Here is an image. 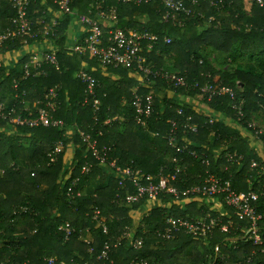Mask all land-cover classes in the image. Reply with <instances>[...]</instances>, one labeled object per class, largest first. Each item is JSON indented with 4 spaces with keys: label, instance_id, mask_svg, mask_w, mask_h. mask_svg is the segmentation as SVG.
Returning <instances> with one entry per match:
<instances>
[{
    "label": "trees",
    "instance_id": "1",
    "mask_svg": "<svg viewBox=\"0 0 264 264\" xmlns=\"http://www.w3.org/2000/svg\"><path fill=\"white\" fill-rule=\"evenodd\" d=\"M97 1L72 0L70 8L94 16ZM187 5L193 13L180 27L161 20L158 1L103 0L104 8H115L114 28L147 30L159 36L153 49L144 52L145 65L151 70L182 75L181 86L152 75L144 84L139 83L132 76V72H138L135 66L102 69L89 53L67 52L65 31L72 17L68 14L58 19L53 34L37 35L36 41H49L56 46L57 66L44 63L43 73L24 77V64L31 56L27 51L15 64L0 66V104L5 105L4 110L13 107L19 112L26 105L29 112H23V116H34L36 100H43L44 94L54 88L56 109L52 115L63 122L62 127L12 125L0 118V264H45L48 256L86 264H128L133 259L147 264H264V218L259 224L261 244H254L241 230L247 226L246 219H240L223 202L222 210L213 209L212 201L205 202L206 195H180L176 199L166 194L159 197L160 204L154 203L148 213L135 218L134 211L144 201L129 206L115 201L116 194L123 196L126 188H133L129 183L125 187L118 184L112 170L98 164L78 133H90L100 149L107 147L108 160L121 167L138 168L155 178L161 172L171 180L179 166L178 180H171L178 189L201 185L212 174L236 192L255 191L258 200L254 207L264 214V132L255 138L260 143L259 153L249 140L253 129L247 128V123L252 122L264 129L257 115L264 116V0L262 5L255 0H196L194 4L187 1ZM54 10L56 6L50 1L30 0L28 16L33 30L42 26L36 23L38 17L45 15L48 21L52 17L49 11ZM221 11L227 14L219 18ZM13 15L10 2L0 0V31L12 28ZM84 35H79L80 40ZM164 36L170 38L169 43L163 41ZM20 41L16 38L0 49L22 52ZM211 51L218 54L210 56ZM216 55L227 58L226 67L216 65ZM241 58L244 62L255 60V69H248L240 60L236 64ZM84 63L86 71L98 81L97 109L91 104L92 98L83 103L85 84L75 76ZM205 85L234 91L244 101L243 117L237 120L227 93L208 99V93L202 90ZM135 90L141 94L150 92L153 97V111L145 125L135 121L131 105ZM185 97L198 100L206 111L185 103ZM179 108L182 114H177ZM187 115L196 124V131L182 126ZM107 118L110 121L104 124ZM172 120L177 125L176 142L185 144L183 153L175 152L167 143ZM58 141L63 143V151L51 162L48 153ZM69 146L73 156L66 163L64 154ZM188 150L195 151L197 158ZM252 160L258 166L250 168ZM86 161L92 166L82 174L80 168ZM75 178L78 181L74 195L69 197L66 190ZM92 181L95 186L90 189ZM77 190L81 192L79 196L75 195ZM216 198L222 199V194ZM95 209L104 218L106 231L92 220ZM207 212L211 217L219 216V224L230 220L227 230L216 226L202 238L179 227L171 237L158 235L168 215L195 219ZM64 222L73 228L68 239L57 229ZM126 231L129 238H142L140 247L135 248L127 237L116 241ZM87 233L91 235L89 240L84 238ZM105 241L110 242V248L107 257L101 258Z\"/></svg>",
    "mask_w": 264,
    "mask_h": 264
},
{
    "label": "built area",
    "instance_id": "2",
    "mask_svg": "<svg viewBox=\"0 0 264 264\" xmlns=\"http://www.w3.org/2000/svg\"><path fill=\"white\" fill-rule=\"evenodd\" d=\"M14 9V15L10 18L12 28L0 31V48H4L8 43L13 42L16 38H20L22 46V52H18L21 55L23 53L31 52L30 60L24 64V77L28 74H40L41 66L44 63H51L57 66L55 58V48L41 47V42L36 41L37 35L41 34L43 37L49 32L53 34L54 27L58 24V19L63 14L77 16L79 22L82 25V31L85 33L83 38L79 41L76 40L72 45L66 47L69 53H78L84 55L89 53L92 57L98 60L101 67H132L135 66L140 74L142 81H144L148 75H152L153 78L161 77L166 81L172 83L174 86H181L184 84V77L176 73L168 71L151 70L146 63L145 51L153 49L154 45L158 43L159 36L156 33H152L147 30L138 29H120L114 28L116 24V12L113 6L104 8L103 0H98L95 5L94 16L86 15L83 13H77L70 8L72 0H44L50 1L56 6V10L52 12L50 20L45 19V15H42L36 19V23L42 25L37 26L36 29L32 28V22L28 16V8L30 0H8ZM132 1L134 3L158 1L160 4V18L164 22H171L178 26H183L187 18L193 13L192 8L187 5V1L190 4L196 3V0H124ZM259 5L263 4V0H255ZM44 13V11H43ZM201 16V14H198ZM213 19L212 17L209 20ZM32 28V29H31ZM32 39L34 42L29 43ZM165 43L170 42V38L167 36L163 37ZM16 51V50H15ZM12 51L4 52L0 49V66L5 64L6 59ZM81 67L75 74V76L85 84V98L83 103H88L92 98V106L97 109L99 106V100L95 98V88L98 86V81L86 71V64ZM202 90L208 93V99L213 95L227 93L230 98L231 107L235 110L237 120L243 117V99L238 97L234 91L226 87H219L213 89L210 85H205ZM24 91L22 92V94ZM55 98L56 90L50 88L43 96V100L37 99L34 109V116H23V112H29V108L25 105L20 109L19 112H15L14 108L11 107L7 111L3 103L0 104V118H6L8 123L15 124H28V125H41V126H63V122L60 119L54 118L52 112L55 111ZM131 105L135 112V121L138 124H146V120L150 118L153 111V97L150 92L146 94L138 93L136 90L133 93ZM177 114H182V108L176 110ZM12 114H14L12 116ZM191 116L185 117L182 126L189 129L190 131H196L197 126L195 123L190 122ZM110 121L109 118L104 120V124ZM247 128L253 129V138L264 132L261 127H256L252 122L247 123ZM176 130L177 125L174 120L171 121V129L166 135L167 143L171 146L175 152L183 153L185 144H179L176 142ZM82 142L87 146L91 155L98 161L99 165L108 166L113 174L118 179V184L126 186L127 183L131 185L133 190L129 188L125 189L124 195L120 196L116 194L115 201L119 205H132L133 203L143 201L157 200V204H160V196L172 195L174 198L179 199L180 195L188 196L193 195H206L212 203L215 205H226L233 208L240 219L247 220V226L241 228L245 236L251 238L254 244H261L262 238L259 233L260 222L264 218V214L254 207V202L258 200V193L252 190L236 192L227 183L222 184L217 177L212 174H208L201 185H192L184 189H178L172 182L178 180L177 175L180 173L179 166H176L169 180L167 176L159 172L156 176L151 174H144L138 168H132L130 166L121 167L116 165L114 160H108V149L102 147L101 149L97 146V140L90 133L78 131ZM186 142V140H185ZM186 144H188L186 142ZM63 151V143L58 141L54 147L49 151V161L53 162L56 160L57 155ZM188 154L194 158H197V154L193 150H188ZM227 158L232 159V155L227 154ZM202 157V156H201ZM202 158V161L208 163V160ZM240 158V156L238 157ZM176 160V159H175ZM91 162H84L80 168L82 174L88 173L91 169ZM258 166L257 161L252 160L250 168ZM264 170V166H262ZM68 176V175H67ZM78 178L71 181L70 186L67 187L66 194L72 197L74 194V187L77 184ZM81 192L77 190L75 195L79 196ZM217 194H222V199L216 198ZM213 209H217L214 208ZM147 213V211H146ZM92 220L100 225L103 231H106V225L104 218L100 215L99 210H94L92 213ZM219 216L211 217L210 213L207 212L205 216L197 217L195 219H188L183 217H175L168 215L165 218V226L163 230L158 231V235L162 237H171L173 231L182 227L187 234L193 237H206L210 234L213 227L219 226L221 230L226 231L228 228L227 224H219ZM58 230L63 232L64 239H68L71 235L73 228L68 222L58 225ZM127 237L131 239V243L135 248H138L142 244L141 237L129 238L130 233L126 231L122 236L117 237L116 241L119 242L122 238ZM110 248V242L105 241L100 253L101 258L107 257V252ZM45 264H86V262H78L73 259L69 261L57 259L54 256H48L44 258ZM11 264H27L22 263H11ZM128 264H147L144 260H132Z\"/></svg>",
    "mask_w": 264,
    "mask_h": 264
},
{
    "label": "crops",
    "instance_id": "3",
    "mask_svg": "<svg viewBox=\"0 0 264 264\" xmlns=\"http://www.w3.org/2000/svg\"><path fill=\"white\" fill-rule=\"evenodd\" d=\"M41 2L44 3L45 1L41 0ZM75 12H77V11H75ZM51 14H52V12L50 13V15ZM226 14H227V11L226 12L221 11V12L218 13V17L219 18L225 17ZM82 32H83L82 31V25L79 22L77 16H72L70 18V20H69L68 26H67L66 31H65V35H66V40H65V43H64L65 47H67L69 45H72L76 40H80L79 35ZM41 45H42L41 47H46V46L50 47V45H51L52 48L56 49V46L54 44H52L51 42H49V41L48 42L44 41V42L41 43ZM17 51L20 52L19 50H16V51H12L9 54L8 58L5 61L6 62L5 65H13V64H15L17 62L18 58L21 56V54L18 53ZM214 53L218 54L217 52H214ZM235 63L238 64L239 60H237ZM240 63L243 64L244 60H243V62H242V60H240ZM101 68L105 69V67H101ZM132 76L139 83H143L144 84L145 80L142 81L143 79H142V77L140 76V74L138 72H132ZM168 96H170L169 92H168ZM183 101L185 103L192 104L193 106H196L197 109L204 110V112L206 111L205 109H203V107H205V106L204 105L203 106L199 105L198 100L192 99L191 97H185V98H183ZM241 133L244 134V135H247V132L245 130H243V129H241ZM249 140H250V143L256 147V149L259 151V153H261V148H260V145H259L260 143L258 141H256L255 138H253V137H250ZM72 156H73V148L71 146H69V147H67V149L65 151V154H64V160L66 161V163L70 161ZM157 202H158L157 200L144 201L143 205L140 208H138L136 211H134L135 213L137 212V216L135 218L140 217L141 213H145L154 203H157ZM212 204H213L212 206L214 208L222 210V207H221L222 205H218V204L215 205L214 203H212ZM84 238L89 240L91 238V235L89 233H87Z\"/></svg>",
    "mask_w": 264,
    "mask_h": 264
},
{
    "label": "rangeland",
    "instance_id": "4",
    "mask_svg": "<svg viewBox=\"0 0 264 264\" xmlns=\"http://www.w3.org/2000/svg\"><path fill=\"white\" fill-rule=\"evenodd\" d=\"M209 55L210 56H213V55H215V53H214V51H211L210 53H209ZM214 58V61H215V63H216V65H218V66H220V67H226V62H227V58L226 57H224V56H216V57H213ZM238 60H243V59H238ZM244 63H246V65H245V67H247L248 69H250V70H253V69H255V65H256V61L255 60H251V61H249L248 59L246 60V62H244ZM169 65V66H168ZM167 66L168 67H170L171 66V61L169 60V61H167ZM169 94L171 95V92H169ZM160 96H161V94H159ZM203 109H206V107H203ZM258 116H260V119H262V120H260L259 122H260V126H264V116H262V114H257ZM259 120V119H258ZM264 128V127H263ZM95 186V181H92V182H90V184H89V187H90V189H92L93 187ZM204 198H206V199H204L205 200V202L206 201H211L210 200V198H208V197H204ZM202 202V201H201ZM213 205V204H212ZM211 205V206H212ZM144 212V211H143ZM146 213V212H145ZM145 213H143V214H145ZM147 213H148V211H147ZM142 214V215H143Z\"/></svg>",
    "mask_w": 264,
    "mask_h": 264
}]
</instances>
